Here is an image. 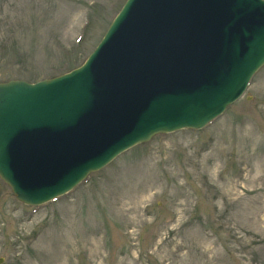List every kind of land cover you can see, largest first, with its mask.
Segmentation results:
<instances>
[{
    "label": "rangeland",
    "instance_id": "374dc122",
    "mask_svg": "<svg viewBox=\"0 0 264 264\" xmlns=\"http://www.w3.org/2000/svg\"><path fill=\"white\" fill-rule=\"evenodd\" d=\"M125 1L0 0V82L80 66ZM0 264H264V66L207 127L156 135L58 200L25 204L0 178Z\"/></svg>",
    "mask_w": 264,
    "mask_h": 264
},
{
    "label": "water",
    "instance_id": "95a60500",
    "mask_svg": "<svg viewBox=\"0 0 264 264\" xmlns=\"http://www.w3.org/2000/svg\"><path fill=\"white\" fill-rule=\"evenodd\" d=\"M262 66L264 0H127L81 66L0 82V178L51 201L135 145L205 127Z\"/></svg>",
    "mask_w": 264,
    "mask_h": 264
},
{
    "label": "bare ground",
    "instance_id": "6f19581e",
    "mask_svg": "<svg viewBox=\"0 0 264 264\" xmlns=\"http://www.w3.org/2000/svg\"><path fill=\"white\" fill-rule=\"evenodd\" d=\"M77 102H76V105H77V107L78 108H80V107H82L84 104H85V102L87 101V100H85L83 97H79L78 99H75ZM93 103V102H92ZM105 108H104V112H105ZM109 110V109H108ZM109 116V115H108ZM110 117V116H109ZM113 120V119H112ZM114 123L113 122H107L103 127H102V130H103V132L107 135L108 133H109V131H110V128L112 127V125H113ZM99 136V134L97 135V134H94V136L93 137H98ZM90 137H91V135H90ZM84 141H82V143H83ZM79 143V142H78ZM87 145V144H86ZM107 149V145L104 147V148H99V147H97V146H86L85 147V151L86 152H88V151H92L95 155H99V154H101L102 152H104L105 150Z\"/></svg>",
    "mask_w": 264,
    "mask_h": 264
},
{
    "label": "trees",
    "instance_id": "16d2710c",
    "mask_svg": "<svg viewBox=\"0 0 264 264\" xmlns=\"http://www.w3.org/2000/svg\"><path fill=\"white\" fill-rule=\"evenodd\" d=\"M74 67H76V66L69 65L68 67H65V68H68V70H70V69H72V68H74ZM63 70H64V69H63ZM65 71H67V70H65Z\"/></svg>",
    "mask_w": 264,
    "mask_h": 264
}]
</instances>
